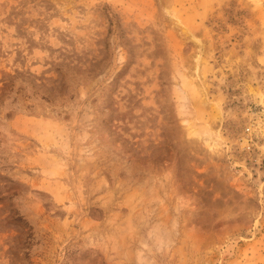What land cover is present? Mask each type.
Returning <instances> with one entry per match:
<instances>
[{"label": "rangeland", "instance_id": "1", "mask_svg": "<svg viewBox=\"0 0 264 264\" xmlns=\"http://www.w3.org/2000/svg\"><path fill=\"white\" fill-rule=\"evenodd\" d=\"M0 264H264V0H0Z\"/></svg>", "mask_w": 264, "mask_h": 264}]
</instances>
